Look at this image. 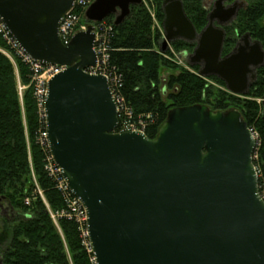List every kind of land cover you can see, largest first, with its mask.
<instances>
[{"label": "water", "instance_id": "95a60500", "mask_svg": "<svg viewBox=\"0 0 264 264\" xmlns=\"http://www.w3.org/2000/svg\"><path fill=\"white\" fill-rule=\"evenodd\" d=\"M213 1L198 33L182 0H163L160 54L176 41L194 45L178 58L198 67L200 78L215 77L229 94L246 96L263 48L245 34L222 56L224 27L241 5ZM141 4L94 0L86 31L63 46L58 26L74 0H0V20L19 49L40 66L66 67L46 85V143L85 211L94 264H264L257 141L241 115L197 105L171 110L153 140L115 133L106 78L84 72L97 64L92 24L112 16L118 26Z\"/></svg>", "mask_w": 264, "mask_h": 264}, {"label": "trees", "instance_id": "16d2710c", "mask_svg": "<svg viewBox=\"0 0 264 264\" xmlns=\"http://www.w3.org/2000/svg\"><path fill=\"white\" fill-rule=\"evenodd\" d=\"M144 1L146 5L132 7L118 26L113 25V17L104 21L111 27L104 35L106 70L117 82L116 93L134 119L145 123L144 135L149 140L155 139L173 109L200 105L213 112H238L257 136L253 164L264 198V64L257 69L246 96L227 93L224 84L215 77L200 78L198 67H184L176 61L175 53L190 54L194 45L176 41L160 54L163 0ZM182 3L199 33L207 23L202 2L182 0ZM244 4L235 20L224 29L222 56L245 34L260 42L264 51V0H244ZM0 49L9 50L1 39ZM15 64L16 70L0 53V203L15 215L12 222L4 221L9 240L0 261L94 264L81 239L79 224L73 217L59 216L67 212V204L44 169L45 153L38 143L43 122L33 98L29 69L19 58ZM162 70L170 73L165 81L161 80ZM19 87L26 89L20 92Z\"/></svg>", "mask_w": 264, "mask_h": 264}, {"label": "built area", "instance_id": "2783aa9c", "mask_svg": "<svg viewBox=\"0 0 264 264\" xmlns=\"http://www.w3.org/2000/svg\"><path fill=\"white\" fill-rule=\"evenodd\" d=\"M94 0H74V6L72 11L67 13L61 20L58 28V34L61 43L64 46H68L73 35L78 31H85V25L82 24V19L86 9L92 4ZM111 31V27L106 23L95 25V43L94 53L97 58V64L95 68L88 69L87 73L90 75H100L106 78L110 91L112 93L114 102L118 109V118L120 119L121 126L125 127V132L138 131L144 133L145 123L134 119L132 113L126 109L124 101L116 93L117 82L114 81L113 77L106 70L108 63V55L105 48L104 35ZM0 38L6 44L8 51L0 50V53L4 55L11 64L15 67V61L13 57L21 59V61L27 65L30 73V86L33 87L34 100L37 107L38 116L43 122V127L38 133V143L45 153V166L44 169L50 179L56 186V189L61 193L64 202L67 204V212H62L60 217H73L76 223L79 224L80 236L83 240V244L88 249L87 234L85 230L86 216L85 212L80 205L79 201L74 198L68 191L63 178L60 175L59 168L54 164L52 157L48 151L46 143V131L44 124V105L47 91L48 81L65 70L62 66H50L43 67L32 62L24 53L19 49L16 43L13 41L4 25L0 20ZM12 54V56L9 54ZM24 88H20L22 90ZM122 119V121H121ZM123 122V124H122ZM51 218L55 220V216L51 215ZM89 252V249H88Z\"/></svg>", "mask_w": 264, "mask_h": 264}, {"label": "rangeland", "instance_id": "374dc122", "mask_svg": "<svg viewBox=\"0 0 264 264\" xmlns=\"http://www.w3.org/2000/svg\"><path fill=\"white\" fill-rule=\"evenodd\" d=\"M202 3H203V1H202ZM206 10H210V9L208 8ZM150 13L152 14L153 19H154V13L152 11H150ZM82 24H83V22H82ZM9 54L12 56V54L10 52H9ZM174 55H175L176 61L179 64H181L184 67L187 65L186 58L184 60H180L178 58L179 57V53H175ZM15 59L16 58L13 57V60L14 61H15ZM14 69L16 70V64H15ZM169 75H170V73L168 71L162 70V72H161V80L162 81H165L168 78ZM20 88H22V87H19V91L20 92L22 90L26 89V88L23 87L24 89L20 90ZM33 95H34V93H33ZM33 98H34V96H33ZM121 121H122V119H121ZM122 124H123V122H122ZM117 131H119V132H125V127L124 126H121V122L120 121H119V125H118V128H117ZM0 210H1V213H0V260H1V252L3 253L5 251V248H6V245H7V241L9 240V230L6 227V224L4 223V221L6 220L7 222H12L15 219V215H14V213H12V211H10L7 208V206L3 202L0 203ZM89 252H90V250H89Z\"/></svg>", "mask_w": 264, "mask_h": 264}, {"label": "flooded vegetation", "instance_id": "af4514ba", "mask_svg": "<svg viewBox=\"0 0 264 264\" xmlns=\"http://www.w3.org/2000/svg\"><path fill=\"white\" fill-rule=\"evenodd\" d=\"M200 1H201V2L203 1L202 5H203V7H204L205 10L208 9V8L210 9V10H206L207 13L210 12L211 9H212V7H213L214 1H213V0H200ZM234 2H237L238 4H240V5H241V9L245 7L244 0H233L232 2H229L228 0H226V1L224 2L223 6H224V7H227V6L231 5V4H233ZM205 7H206V8H205ZM207 7H208V8H207ZM237 13H238V12H237ZM236 16H237V15H236ZM234 20H235V19H234ZM234 20H233V21H234ZM229 25H230V24H229ZM229 25H227V26H229ZM227 26H225L224 29H225Z\"/></svg>", "mask_w": 264, "mask_h": 264}]
</instances>
